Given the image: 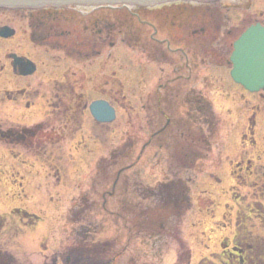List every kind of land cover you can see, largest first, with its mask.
I'll list each match as a JSON object with an SVG mask.
<instances>
[{
    "label": "rangeland",
    "instance_id": "1",
    "mask_svg": "<svg viewBox=\"0 0 264 264\" xmlns=\"http://www.w3.org/2000/svg\"><path fill=\"white\" fill-rule=\"evenodd\" d=\"M162 4L59 11L67 19L56 21L60 31L74 27L89 39L100 30L101 40L91 41L100 67L85 86L84 147L75 150L70 139L48 147L53 154L0 147V249L32 262L19 264H53L44 263L41 243L102 252L104 260L115 256L113 264H185L187 257L214 264L223 219L244 195L229 161L246 126L243 100L253 99L232 83L228 58L243 29L264 23V0ZM2 24L18 27L10 17L0 16ZM96 99L114 106L113 122L90 117ZM2 114L28 116L7 103ZM258 121L260 145L264 115ZM15 209L38 218L21 219Z\"/></svg>",
    "mask_w": 264,
    "mask_h": 264
},
{
    "label": "flooded vegetation",
    "instance_id": "2",
    "mask_svg": "<svg viewBox=\"0 0 264 264\" xmlns=\"http://www.w3.org/2000/svg\"><path fill=\"white\" fill-rule=\"evenodd\" d=\"M64 10L74 9L46 3L0 7V16L10 17L18 25H0V28L10 27L14 32L10 37L0 36V147L9 153L53 154L52 148L48 147L68 139L75 140V150L84 147V91L85 86L87 88L88 83L97 78L94 66L97 70L100 67L99 63H93V60L98 59L99 52L94 50L96 46L91 42L94 39L101 40L100 30H97V38L90 36L89 39L74 27L68 29L66 26L60 31L56 27V21L63 19L62 23L66 24V17L60 18L62 15L59 14V11ZM257 23L264 27V23ZM93 27L98 26L94 24ZM93 27L90 30L93 31ZM109 30L112 28L109 27ZM53 50L56 51L53 53ZM87 50L92 51L87 53ZM11 55L32 62L34 72L23 75L19 68L14 69ZM98 91L96 89L94 92ZM100 92L107 96L104 91ZM243 93L248 92L243 90ZM248 94L253 99L243 100L246 126L239 137L240 149L237 156L229 161L232 168L240 171L239 182L244 195L236 202L235 213L228 212V218L223 219L222 226L226 233L219 242L220 253L213 254L216 257L213 263L216 264H264V137H261L263 140L260 145L254 139L260 130L258 119L264 115V91ZM6 103L12 104L16 113L28 112V116H20L21 120H14L10 115H3ZM157 111L164 116L165 112L160 105ZM169 122L167 120L166 125ZM164 127L151 132L149 139L161 135ZM10 213L25 220L38 218L22 209H15ZM3 220L0 217V230ZM27 225L23 223V226ZM22 228L17 229L22 231ZM107 245L109 244H104ZM39 247L45 251L44 263H115V256L104 260L100 255L102 252L90 254V251L83 249L67 250L62 247L61 250L53 251L55 246L51 248L45 243H41ZM101 248L102 245H99L98 249ZM7 249L3 251L6 253H1L0 249V264L32 263L15 258L9 252L11 248L7 246ZM205 262L203 259L196 263L206 264ZM181 263L190 264L191 261L187 257Z\"/></svg>",
    "mask_w": 264,
    "mask_h": 264
},
{
    "label": "water",
    "instance_id": "3",
    "mask_svg": "<svg viewBox=\"0 0 264 264\" xmlns=\"http://www.w3.org/2000/svg\"><path fill=\"white\" fill-rule=\"evenodd\" d=\"M157 0H0V4H37V3H115V2H152ZM2 33L9 36L12 31ZM15 58V57H14ZM232 69L230 76L235 83L240 84L250 92L264 89V28L259 25L247 29L233 44L230 57ZM30 62L15 58L14 67L23 74H31L33 67ZM94 119L100 123L110 122L114 112L104 102H95L90 106Z\"/></svg>",
    "mask_w": 264,
    "mask_h": 264
}]
</instances>
